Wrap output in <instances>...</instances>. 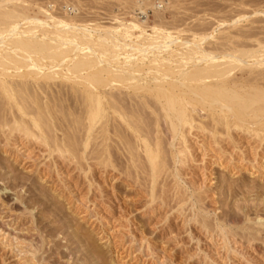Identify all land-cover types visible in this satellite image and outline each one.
<instances>
[{
    "label": "rangeland",
    "instance_id": "1",
    "mask_svg": "<svg viewBox=\"0 0 264 264\" xmlns=\"http://www.w3.org/2000/svg\"><path fill=\"white\" fill-rule=\"evenodd\" d=\"M23 2L19 3L24 7L29 5L28 12L38 11L39 7L47 9L55 19L71 18V22L84 25L89 30L116 27L119 26L118 22L126 24L133 20V23L144 20L143 28L147 33H151V28H157L164 37L178 39V42L171 44L173 50L183 51L186 49L181 43L183 40L196 41L203 36L206 37L200 42L203 49L213 52H219L221 44L226 45L222 50L237 44H242V48H256L258 41L264 44V0ZM142 6L146 8L144 13L139 10ZM71 7H77V10ZM37 17L44 19L40 13ZM49 21L47 30L51 36L57 27ZM24 24L22 27L26 26ZM57 32H53V37ZM134 32L135 36L140 33L139 29ZM135 36L132 37L133 41ZM125 40L130 42L128 38ZM216 46L218 49H215ZM249 69L245 66L239 72V68H236L226 81L242 83L244 88L249 85L263 88L264 64L247 72ZM26 70L20 69L21 72ZM86 73L83 71V74ZM40 81L58 84L51 92L56 96L57 100L54 96L53 100L58 105L53 111V118L59 121L55 120L59 128L57 135L64 137L66 133L72 134V128L63 127L61 116L64 112L80 109L77 105L82 100L80 90L83 84L69 88L72 81L66 77L54 80L41 77ZM49 93L48 90L40 93V96L47 94L50 97ZM198 105L194 104L198 110L197 119L205 118L208 122L210 111ZM2 116L0 114V118ZM245 127L257 129L255 124ZM196 130L191 129L187 135L192 150L188 155L189 162L180 164L170 155L168 147V155L164 151L162 158L167 161L170 158L171 161L167 163L170 165L168 177L171 179L167 177L164 181L166 177L162 173L156 175L159 183L154 191L159 192L153 193L155 197L157 193L153 203L147 193L149 177L144 178L146 181L137 179L145 186L139 181L138 185L128 186L125 181L132 179L126 174L131 173L124 167H118L121 160L117 154L113 155L112 165L118 162L116 166L122 171H107L94 166L89 154L91 143L85 149L82 144L77 145L82 140V131L77 143V140H69L72 148L64 157L57 153L50 155L45 143L36 139L27 142L16 136L10 137L9 140H13L4 144V138L9 134H5V137L1 135L0 188L4 189L0 191V264H30V259L38 264H264V142L254 134L243 133L242 129H234L229 137L223 129V135L219 134V130L215 132V138L220 142L216 145L213 137ZM214 148L218 149L214 151ZM252 160H255V166ZM91 168H94V172ZM247 169L251 171L247 173ZM163 182L166 186H163ZM199 219L210 221L213 228L210 225V230H205L198 223ZM29 236L33 238L31 241L22 239ZM14 241L20 242L21 246L15 244L14 250L10 251L9 244ZM27 249L35 250V255L26 253ZM90 249L91 252L88 251ZM18 251L22 253L15 256Z\"/></svg>",
    "mask_w": 264,
    "mask_h": 264
},
{
    "label": "bare ground",
    "instance_id": "2",
    "mask_svg": "<svg viewBox=\"0 0 264 264\" xmlns=\"http://www.w3.org/2000/svg\"><path fill=\"white\" fill-rule=\"evenodd\" d=\"M22 1L26 0H0V114H3L0 118L2 119L0 136L5 137V134L6 136L9 134L3 137L4 144L13 140H9L10 137L16 136L24 138L27 142L36 139L45 143L50 155L57 153L64 157L72 148L69 146V140L79 139V133L82 131V140L80 143L77 140L76 143L82 144L84 149L91 143L89 154L92 155L94 166L115 172L122 171L124 167L131 173L126 174L132 179L130 181L127 178L129 180L125 181L128 186L138 185L140 179L142 181L149 177L147 193L152 202L156 200L159 192L154 191L159 183L156 175L162 173L166 177L164 181L170 175L168 171L170 165L167 164L170 158H167L168 161L162 158L164 151L166 154L168 147L170 155L180 164L188 161V155L192 150L188 145L187 135L191 129L196 128L209 134L215 139L216 145L220 142L215 138V132L219 130L221 132L219 134L223 135V129L229 137L232 136L234 129L239 131L242 129L243 133L247 132L250 136L254 134L259 141L264 142V87L249 85L244 88L242 83L226 81L236 68H239L240 72L245 66L253 70V67L264 64L263 41H258L256 48L248 49L242 48V44L241 46L237 44L234 47L230 46L231 49L228 46L229 49L222 50L221 48L226 45L221 44L220 51L213 52L214 50L203 49L200 44L206 38L203 36L196 41L183 40L181 43L186 48L183 51L173 50L171 44L178 42V39L164 37L157 28L150 27L151 33H147L143 28L144 20H137L136 23H133V20L126 24L118 22L119 26L116 27L93 29L89 27L91 29L89 30L84 25L71 22V18L55 19L50 11L38 6L36 7L38 11L37 9L35 11L37 13L30 10L29 12L32 11L30 14L27 9L29 5L22 6L19 3ZM75 9L77 10V7ZM38 13L42 14L44 19L38 18ZM49 20L57 27V30L53 31H58L55 33L56 37H53L52 30L51 36L47 30ZM22 24L26 26L22 27ZM134 29H139L140 32L136 36L133 35ZM126 38L129 43L126 42ZM82 45L84 46L81 47ZM215 49H218L217 46ZM168 64L170 66L166 67ZM22 68L27 70L21 72ZM250 69L246 71L250 72ZM83 71L87 73L83 74ZM41 77L51 80L66 77L72 81L69 88L83 84V89H78L82 97L80 104L77 105L80 112L75 110L78 111L76 113L70 109L71 112H64L61 116L63 127L72 128V134L65 135V132H62L65 136L58 137L59 128L56 124L58 120L53 118V111L58 105L53 100L54 94L51 95L55 89L53 87L58 84L39 82ZM237 88L242 90L239 91ZM44 89L49 90L51 98L47 94L41 95L45 97L40 96V93L46 92ZM194 104H199L203 109L210 111V118L208 116L210 121L208 119L206 122L205 118L197 119L199 115ZM253 124L257 125V129L245 127ZM7 131L8 133H5ZM215 144L212 145L215 147ZM215 149L218 148H214V151ZM114 153L121 160L120 164L117 162L115 166L112 165ZM254 161L251 163L255 166ZM117 164L122 168L119 169ZM250 169H247V173ZM3 189L0 188V191ZM154 192H157L156 197L153 196ZM198 223L205 230L211 225L210 221L200 219ZM76 234L80 236L79 233ZM22 239L31 241L33 238L29 236ZM19 243L15 241L10 243L9 250L13 251L14 245ZM21 249L23 250V247ZM30 249L25 252L35 255V250ZM88 251L91 252V249ZM21 253L22 251L15 256ZM30 264L38 263L30 259Z\"/></svg>",
    "mask_w": 264,
    "mask_h": 264
},
{
    "label": "built area",
    "instance_id": "3",
    "mask_svg": "<svg viewBox=\"0 0 264 264\" xmlns=\"http://www.w3.org/2000/svg\"><path fill=\"white\" fill-rule=\"evenodd\" d=\"M139 9V8H138ZM141 13H144L145 12V9H143V6L141 7V9H139ZM71 11V10H70ZM142 18V17H141ZM140 19V18H138Z\"/></svg>",
    "mask_w": 264,
    "mask_h": 264
}]
</instances>
